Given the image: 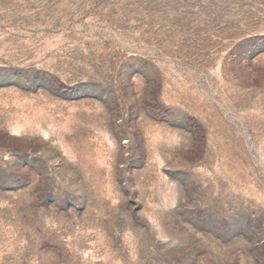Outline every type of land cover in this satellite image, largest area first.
<instances>
[{"label": "rangeland", "instance_id": "1", "mask_svg": "<svg viewBox=\"0 0 264 264\" xmlns=\"http://www.w3.org/2000/svg\"><path fill=\"white\" fill-rule=\"evenodd\" d=\"M0 264H264V0H0Z\"/></svg>", "mask_w": 264, "mask_h": 264}]
</instances>
